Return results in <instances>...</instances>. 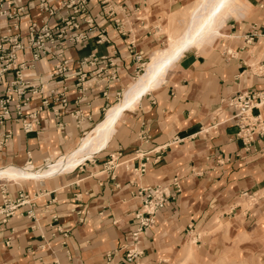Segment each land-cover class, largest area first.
Listing matches in <instances>:
<instances>
[{"label":"crops","instance_id":"crops-1","mask_svg":"<svg viewBox=\"0 0 264 264\" xmlns=\"http://www.w3.org/2000/svg\"><path fill=\"white\" fill-rule=\"evenodd\" d=\"M21 1L26 48L17 63L31 60V21L53 26L74 16L61 8L63 0H44L53 17L40 13L41 0ZM249 3L248 13L226 24L213 46L192 49L175 63L162 87L119 121L105 152L67 175L0 185V207L4 200L20 203L12 218H0V264H129L130 249L142 253L133 264H264V134L246 151L226 105L239 93L264 92V0ZM178 5L181 0H89L94 23L74 16L76 34L85 40L63 51L64 78H50L49 60L22 73L24 81L44 86L26 110L38 111L39 125L25 133L12 102L10 118L0 125V166L39 160L99 122L143 66L134 56L145 62L161 45L158 23ZM12 24L0 20V34ZM14 79V72L6 75L0 98ZM50 90L66 94L60 119L52 109L39 110ZM254 113L264 130V107ZM174 180L175 200L134 241L137 192ZM250 197L252 207L245 208Z\"/></svg>","mask_w":264,"mask_h":264},{"label":"built area","instance_id":"built-area-1","mask_svg":"<svg viewBox=\"0 0 264 264\" xmlns=\"http://www.w3.org/2000/svg\"><path fill=\"white\" fill-rule=\"evenodd\" d=\"M9 1L11 0H0V20L14 21V24L0 34V86L6 75L11 72H14L15 79L9 84L3 97L0 98V125L10 118V106L15 101V109L19 120L22 122L23 131L30 134L39 125L38 111L26 113V110L30 107L32 99L41 94L44 86L32 85L24 81L22 73L25 70L35 68L43 60H49L54 64L50 78H64L69 68L68 60L64 58L63 51L67 46L80 44L85 40L84 36L76 34L79 27L74 21V16L88 15L85 18L87 24L94 23V19L89 15L87 9L89 0H63L60 5L61 8L71 9L74 16L66 17L53 26H49L44 21L41 26H38L31 21L28 26L29 42L27 44L31 53V60L30 62L17 63L19 52L26 48L21 42L20 34L24 7L21 6V0H13L15 5L11 7L8 6ZM38 9L47 17H53L56 14V11L44 0H41ZM134 58L135 62L142 66V56L135 55ZM259 72H264V64L259 67ZM83 77L81 76L77 83V87H80V94L85 92L82 87ZM67 104L65 93L57 94L54 90H50L48 96L42 100L39 110L42 108L52 109L54 115L60 119L63 115L62 109L64 110ZM226 105L233 110L232 119L235 120L238 129L237 138L242 142L244 149L250 151L253 149L255 137L264 134L260 116H256L254 113L255 110L264 107V92L239 93L228 100ZM73 118L78 122L79 113H75ZM114 163L115 157L112 156L111 162L107 164L111 171L114 170ZM141 172H145V164L141 166ZM179 192L176 180L169 186H157L141 189L137 192V197L141 201V209L136 212L134 217L136 223L134 241L138 240L145 229L155 225L158 213L175 200V196ZM248 199L251 203L254 201L252 197ZM4 201L5 204L0 207V218L3 223L14 216L15 210L20 204L13 206V204H8L7 200ZM7 244H9V240ZM141 255L142 253L138 252L137 249H130L124 257V262L133 264Z\"/></svg>","mask_w":264,"mask_h":264},{"label":"bare ground","instance_id":"bare-ground-1","mask_svg":"<svg viewBox=\"0 0 264 264\" xmlns=\"http://www.w3.org/2000/svg\"><path fill=\"white\" fill-rule=\"evenodd\" d=\"M249 8L247 0H200L170 24L166 30L167 46L153 52L145 71L125 87L120 100L99 122L85 128L81 135L62 148L48 150L39 160L2 164L0 181L18 183L53 179L73 172L87 160L105 152L117 135L119 121L133 112L147 94L162 87L175 63L192 49L213 46L222 36L227 22L231 18H243Z\"/></svg>","mask_w":264,"mask_h":264},{"label":"rangeland","instance_id":"rangeland-1","mask_svg":"<svg viewBox=\"0 0 264 264\" xmlns=\"http://www.w3.org/2000/svg\"><path fill=\"white\" fill-rule=\"evenodd\" d=\"M200 0H181V5H178L177 7H179L180 10L178 11H175L174 13L170 14V15H164V18L161 19V21L158 23V34L159 35H163L162 37V42H161V45L157 48V50L159 49H163L167 46V32L166 30L169 28L170 24L174 22L175 19L177 18H180L184 13H187L189 11V9L191 7H194ZM247 2L249 3V0H247ZM250 4V3H249ZM251 8V7H250ZM250 10V9H249ZM248 10V11H249ZM247 11V13H248ZM246 15V14H245ZM231 20H237L235 18H231L227 24L229 22H232ZM241 20V19H239ZM225 28V27H224ZM223 33V32H222ZM150 61V59H147L145 62H143V66L141 67L140 70L137 71V74H135V78L134 80H136V78L141 75L144 71H145V68L148 64V62ZM132 80L131 83L134 81ZM122 97V96H121ZM120 97V98H121ZM119 98V99H120ZM118 102V101H117ZM116 102V103H117ZM87 126L84 127V129L86 128ZM65 146V145H64ZM117 158V157H115ZM23 159L26 160V158L23 157ZM28 159V158H27ZM31 160V159H29ZM117 162L114 163V166H116ZM30 182V180L28 181ZM27 182V183H28ZM19 183V182H18ZM5 184H13L12 181H9V180H2L0 181V185H5ZM243 204H244V207L245 208H251L252 207V203L251 201L247 198L245 199V201H243Z\"/></svg>","mask_w":264,"mask_h":264}]
</instances>
